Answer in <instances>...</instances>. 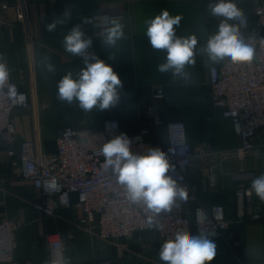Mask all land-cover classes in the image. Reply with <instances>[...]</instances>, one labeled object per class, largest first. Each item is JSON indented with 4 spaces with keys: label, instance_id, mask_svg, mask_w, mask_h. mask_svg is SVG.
<instances>
[{
    "label": "crops",
    "instance_id": "1",
    "mask_svg": "<svg viewBox=\"0 0 264 264\" xmlns=\"http://www.w3.org/2000/svg\"><path fill=\"white\" fill-rule=\"evenodd\" d=\"M216 0H26V6H15L14 0H0L7 5L0 10V53L5 55L10 76L18 88L32 95L36 105L32 110H15L14 125L18 142L33 140L37 135L47 153L55 150V138L66 127L86 126L99 129L104 119L113 118L122 129L135 132L140 126L136 108L150 102L152 87L164 90V99L159 106L164 122L182 121L185 124L186 139L194 152L192 167L187 183L198 202L209 210L223 207L229 221L233 252L222 241L214 242L216 256L210 264H264V202L252 192L250 206L243 213L238 209L235 191L250 188L252 180L264 174V147L244 159L231 155L239 147V139L232 123L222 118L221 111L212 104L209 86V67L212 64L206 53L200 50L207 39L217 31L222 18L212 16L209 3ZM244 18L248 32L260 33L254 16V0H235ZM167 9L170 15H180L182 20L176 28L177 37L195 35L196 63L186 65L185 71L191 79L173 77L171 72L160 73L157 66L166 62V50L153 49L146 35V21ZM70 11L67 22L55 31H47L45 24L54 17ZM95 14L110 15L123 25L124 36L114 47L103 45V39L91 38L89 50L112 65L119 75L123 88L119 103L110 109L100 111L94 107L84 111L78 101L71 104L57 99V82L68 72L73 77L81 68L75 56L64 50L63 38L75 24ZM239 25V21H229ZM28 24L34 47L29 58L22 27ZM88 29L89 24H82ZM112 56L114 59H109ZM44 57H49L55 66V73L44 67ZM151 139L166 143L165 128L153 131ZM3 174L12 171L10 159L2 153ZM213 168L214 181L208 176ZM7 192L0 193V221L18 222V249L12 264H48V251L44 236L46 233L60 234L64 239L72 235L67 243L65 257L72 264H92L105 260L107 264H166L159 259L163 244L153 231L144 232L131 240L118 241L111 250H106L94 236L72 227L57 218L44 219L33 204L41 200L39 191L29 183L11 182ZM196 203L185 206V212L192 215ZM257 211L260 219L252 221L249 214ZM66 240V239H65ZM103 243V242H101Z\"/></svg>",
    "mask_w": 264,
    "mask_h": 264
},
{
    "label": "built area",
    "instance_id": "2",
    "mask_svg": "<svg viewBox=\"0 0 264 264\" xmlns=\"http://www.w3.org/2000/svg\"><path fill=\"white\" fill-rule=\"evenodd\" d=\"M14 3L15 6H26V0H14ZM254 4L256 27L261 34L248 32L246 18L240 26L242 38L255 49L252 61L234 64L230 58H225L218 63L212 62L209 67L212 104L221 111L222 118L232 123L240 144L231 155L240 160L264 147V44H261L264 39V0H254ZM7 8L5 4L0 6V10ZM88 19L93 22L85 30L86 35L103 39L104 30L110 26L112 17L95 14ZM21 32L31 60L34 38L29 25L24 24ZM89 53L95 55L92 50ZM74 59L84 67L81 57L75 56ZM10 81L17 86L18 92L25 95L26 100L22 104L16 103L6 94H0L1 194L7 192L6 186L11 182L29 183L41 194V200L33 207L44 219L57 218L62 211H75L78 216L73 227L103 243L131 240L150 231L165 242L174 239L177 231L184 230L193 235H203L213 242L222 241L230 251H234L229 221L223 207L214 206L206 210L188 186L187 177L194 152L187 142L184 122H164L161 118L159 106L164 99L163 88L152 87L149 104L137 106L140 126L135 132L122 129L120 122L113 118L104 119L99 129L66 127L55 138V150L47 153L38 135L33 140L18 142L13 114L18 109L33 110L36 102L32 95L19 90L17 81L11 76ZM161 127L166 131L165 144L151 139L153 131ZM121 133L130 139V151L134 154L145 155L152 148L166 153L171 165L167 175H171L186 190V200L177 199L170 211H162L155 216L142 204L128 199L125 187L117 182L111 168L104 167V157L100 154L102 146ZM3 152L13 168L9 175L3 174ZM208 179L212 184L213 168L209 171ZM72 195H76V202L72 201ZM251 197L250 188L235 191L241 213L245 206H250ZM191 202L196 205L189 216L185 206ZM150 216L153 218L151 227L147 223ZM249 217L252 221L260 219L257 211L251 212ZM19 228L18 222L8 219L0 221V264L13 263L18 249ZM44 239L48 264H72L65 257L72 235L65 240L60 234L46 233ZM92 264H107V261L96 260Z\"/></svg>",
    "mask_w": 264,
    "mask_h": 264
},
{
    "label": "clouds",
    "instance_id": "3",
    "mask_svg": "<svg viewBox=\"0 0 264 264\" xmlns=\"http://www.w3.org/2000/svg\"><path fill=\"white\" fill-rule=\"evenodd\" d=\"M208 10L212 16L222 19L216 33L207 39L200 51L206 53L213 63L225 58H230L234 64L251 62L255 49L240 34L244 14L235 0H216L215 3L208 4ZM70 17V11L66 10L62 16L54 17L50 23H46V30L55 31ZM182 18L180 15L172 16L167 9H163L159 15L146 21V35L153 49L166 50V62L159 64L157 70L160 73L171 72L174 78L179 76L189 81L191 76L185 71V67L195 65L198 41L195 35L176 36L174 26L178 27ZM229 21H239L240 24ZM92 22L91 19L84 18L81 23L73 25L63 38L64 50L81 57L84 67L79 70L77 78L73 77L72 71H68L57 82V99L68 104L78 101L79 107L84 111H90L94 107L104 111L119 103L123 84L111 64L89 53L93 41L81 25ZM109 24L104 30L102 43L107 47H114L124 36L123 25L118 19H111ZM261 44H264V39ZM109 59L114 57L110 56ZM44 61L47 71L54 74L56 69L51 59L44 57ZM0 94H6L16 103L22 104L26 100L25 95L18 92L17 86L10 81V69L2 53ZM130 144L128 136L121 133L105 143L100 154L104 157V167L112 169L117 182L125 187L131 202L142 204L153 215L158 216L162 211H170L177 199H187L186 190L171 175H167L171 165L164 151L152 148L147 154L138 155L130 151ZM52 183L55 184V180ZM250 191L264 202V174L252 180ZM197 219H200L199 214ZM147 223L150 227L153 226L151 216ZM215 256L216 245L212 240L184 230L177 231L174 239L163 242L159 250V259L166 264H210Z\"/></svg>",
    "mask_w": 264,
    "mask_h": 264
},
{
    "label": "rangeland",
    "instance_id": "4",
    "mask_svg": "<svg viewBox=\"0 0 264 264\" xmlns=\"http://www.w3.org/2000/svg\"><path fill=\"white\" fill-rule=\"evenodd\" d=\"M77 212L75 211H62L58 214V217L57 219H60L62 220L63 222L65 223H68L71 227H72V230H76L74 227H73V223L76 221L77 219ZM117 242L115 243H99L101 244L103 247L106 248V250L110 249L116 244Z\"/></svg>",
    "mask_w": 264,
    "mask_h": 264
},
{
    "label": "water",
    "instance_id": "5",
    "mask_svg": "<svg viewBox=\"0 0 264 264\" xmlns=\"http://www.w3.org/2000/svg\"><path fill=\"white\" fill-rule=\"evenodd\" d=\"M72 201H73V202H76V201H77V199H76V195H72Z\"/></svg>",
    "mask_w": 264,
    "mask_h": 264
}]
</instances>
